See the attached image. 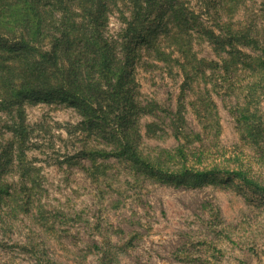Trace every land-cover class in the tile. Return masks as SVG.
Here are the masks:
<instances>
[{
	"label": "trees",
	"instance_id": "obj_1",
	"mask_svg": "<svg viewBox=\"0 0 264 264\" xmlns=\"http://www.w3.org/2000/svg\"><path fill=\"white\" fill-rule=\"evenodd\" d=\"M201 1L204 9L196 11L187 0H0V210L6 205L28 213L41 202L40 167L28 156L35 128L26 112L27 104L40 102L66 104L81 115L73 126L81 148L67 161L95 182L115 158L155 182L191 187L238 180L264 194V174L246 163L220 166L204 149L189 154L184 144L175 152L143 148V135L164 138L159 122L145 123L144 134L139 123L160 111L168 112L177 137L189 138L178 129L189 92L203 129L218 134L216 91L236 98L232 110L241 139L256 148L264 168V33L258 15L237 19L247 0ZM116 13L123 28L113 36L108 27ZM206 43L216 58L200 55L198 47ZM139 65L182 76L175 111L138 99Z\"/></svg>",
	"mask_w": 264,
	"mask_h": 264
},
{
	"label": "rangeland",
	"instance_id": "obj_2",
	"mask_svg": "<svg viewBox=\"0 0 264 264\" xmlns=\"http://www.w3.org/2000/svg\"><path fill=\"white\" fill-rule=\"evenodd\" d=\"M187 1L196 11L204 9L201 0ZM246 3L248 8L241 9L237 19L251 17L254 11L264 33V0ZM122 28L118 14H112L108 33L116 36ZM198 48L201 56L216 58L207 43ZM136 80L138 99L176 110L182 76L172 78L165 70L139 65ZM199 88L203 91L204 84ZM211 95L218 134L203 129L192 105L196 96L189 92L185 124L178 129L190 135L191 142L177 137L168 112L160 111L139 121L143 134L149 121L159 122L166 132L164 138L143 135V148L175 152L184 144L189 154L204 149L210 162L220 166L246 163L254 173L264 174L256 148L241 139L232 110L236 98L216 91ZM260 109L264 112V100ZM26 112L27 122L35 128L28 156L40 167L43 194L28 213L1 208L0 264H264V194L238 180L218 178L191 187L155 182L129 172L115 158L95 182L85 169L67 161L81 148L73 129L81 115L66 104L46 102L27 104ZM196 133L201 139L194 137ZM81 160L91 165L89 159Z\"/></svg>",
	"mask_w": 264,
	"mask_h": 264
}]
</instances>
